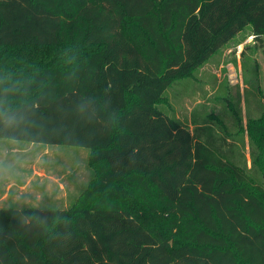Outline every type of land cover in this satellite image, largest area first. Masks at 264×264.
I'll use <instances>...</instances> for the list:
<instances>
[{"label": "trees", "instance_id": "obj_1", "mask_svg": "<svg viewBox=\"0 0 264 264\" xmlns=\"http://www.w3.org/2000/svg\"><path fill=\"white\" fill-rule=\"evenodd\" d=\"M249 26L264 0H0V139L95 170L67 209L0 207V264H264V126L249 168L160 107Z\"/></svg>", "mask_w": 264, "mask_h": 264}, {"label": "rangeland", "instance_id": "obj_2", "mask_svg": "<svg viewBox=\"0 0 264 264\" xmlns=\"http://www.w3.org/2000/svg\"><path fill=\"white\" fill-rule=\"evenodd\" d=\"M250 30L251 26L239 33L190 77L174 82L160 103L168 116L189 126L193 133L201 131L213 148L220 138L227 139V154L249 168V124H257L260 131L264 126V37L257 41ZM90 164L87 148L0 139V192H8L12 186L10 197L0 202V207L67 209L94 181L95 170ZM23 165L51 166L52 173L69 184L71 196L64 203H28L24 197L15 203L16 187L32 175L21 173ZM40 185L36 180L31 183L32 187ZM167 222L161 217L159 221L150 220L149 225L158 228Z\"/></svg>", "mask_w": 264, "mask_h": 264}, {"label": "crops", "instance_id": "obj_3", "mask_svg": "<svg viewBox=\"0 0 264 264\" xmlns=\"http://www.w3.org/2000/svg\"><path fill=\"white\" fill-rule=\"evenodd\" d=\"M21 168L19 169L21 173L30 172L32 175L27 176V181L22 186L16 187L17 191L14 194L18 199L14 200L15 203H18L21 197L27 198L28 203H64L67 201L66 198L71 196L68 191L69 184L60 181L63 178L53 174L51 166L23 165ZM33 180L40 182L41 185L32 187ZM2 192L4 193L1 194ZM8 192L1 190L0 202L10 197Z\"/></svg>", "mask_w": 264, "mask_h": 264}, {"label": "clouds", "instance_id": "obj_4", "mask_svg": "<svg viewBox=\"0 0 264 264\" xmlns=\"http://www.w3.org/2000/svg\"><path fill=\"white\" fill-rule=\"evenodd\" d=\"M8 124H15L18 122V118L14 114H9L5 117Z\"/></svg>", "mask_w": 264, "mask_h": 264}]
</instances>
